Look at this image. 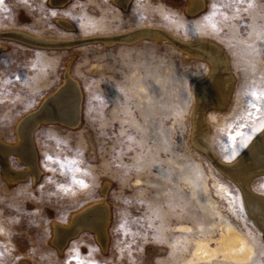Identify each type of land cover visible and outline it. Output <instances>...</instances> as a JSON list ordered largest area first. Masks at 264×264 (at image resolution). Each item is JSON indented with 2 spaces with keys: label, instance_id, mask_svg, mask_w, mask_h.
I'll list each match as a JSON object with an SVG mask.
<instances>
[{
  "label": "rangeland",
  "instance_id": "rangeland-1",
  "mask_svg": "<svg viewBox=\"0 0 264 264\" xmlns=\"http://www.w3.org/2000/svg\"><path fill=\"white\" fill-rule=\"evenodd\" d=\"M189 2L0 0V136L15 141L17 119L62 83L64 72L82 92L78 125L45 122L33 131L36 181L9 185L0 168V264H181L193 239L217 234L216 218L200 207L206 198L252 252L245 261L219 256L197 264H264V232L246 213L239 187L190 139L193 84L207 76L208 62L166 38L108 44L98 37L153 26L222 48L234 83L225 106L208 108L204 117L209 146L227 159L229 132L244 123V148L257 136L255 121L264 127V0H204L197 12L187 11ZM8 29L79 40L32 45L9 38ZM11 164L24 168L13 155ZM249 185L263 194L264 172ZM103 199L111 213L107 247L83 228L59 251L53 222L67 223L74 211ZM182 224L189 229H174Z\"/></svg>",
  "mask_w": 264,
  "mask_h": 264
},
{
  "label": "bare ground",
  "instance_id": "bare-ground-1",
  "mask_svg": "<svg viewBox=\"0 0 264 264\" xmlns=\"http://www.w3.org/2000/svg\"><path fill=\"white\" fill-rule=\"evenodd\" d=\"M66 1L50 0L51 3L59 5L64 4ZM115 1L123 7H127L129 2V0ZM203 6L204 0H190L187 11L197 12ZM61 22L65 26L71 27L64 20ZM4 34L9 36V38H14L32 45L68 47L79 40L77 38L67 37L35 36L23 30L20 31L19 29L5 31ZM142 36L156 39L166 38L182 50L188 52L189 55L200 56L208 62L209 72L207 76L204 79L195 81L193 84L195 109L193 110L191 118L192 127L190 139L197 148L213 160L222 173L237 184L244 208L247 210L246 213L251 215L253 222L264 232V193H256L249 185L254 175L259 172H264V127L258 129L260 123H256L255 121L253 129H257V136L244 148V136L242 132L244 123L241 122L232 132H229L230 142L225 144L222 150L226 152L223 155L228 156L227 159H221L216 156L208 144L209 125L205 120L204 112L210 107L220 108L225 106L229 100L234 83V76L229 68L228 59L223 53L222 48L215 44V42H211V40L197 39L186 41L168 31L153 26H141L140 28L126 30L120 33L116 32L115 34L105 33L98 37L103 38L109 44L110 41L117 39L129 42ZM2 46L0 45V47ZM62 80V83L60 82L53 91L46 93L41 98L35 108L27 111L17 119L14 127L16 134L15 141H6L0 136V168L3 179L9 185L19 180H25L29 176L32 177L33 181H36L40 176L41 170L37 164V153L32 140V125L35 122H38L40 119H48V117L53 118L55 121L65 123L69 127L76 126L81 122L82 92L80 84L77 79L69 74V70L64 72V78ZM61 89L63 93L56 95ZM52 97L55 98L42 109V112L39 111L38 114L30 116V114L38 112V106H42L44 102L50 100ZM249 102L253 104L252 101ZM11 155L15 156L19 162L24 164L23 169L15 170L12 167ZM197 174L201 175L199 170ZM196 176L193 173L190 179L192 181L194 179L196 180ZM195 183L197 184V182ZM205 190H207V183H205ZM227 195L232 199L234 198L231 192H227ZM200 207L206 215L216 218L215 225L217 227V234L210 235L207 238L193 239L190 256L181 264H197L203 261H210L213 257L218 258L219 256L233 261L247 260L252 252V245L242 232L229 219L223 216L211 198H206L204 202L200 203ZM110 215L109 205L104 199L94 201L93 203L90 202V204L70 214V220L67 223L61 224L56 221L53 222V237L51 241L59 251H62L71 237L79 233L81 229L88 228L95 232L97 240L102 245V248L105 249L108 242L107 226L110 221ZM174 229L184 232L189 229V226L182 224L174 227ZM27 263V260H21L18 264Z\"/></svg>",
  "mask_w": 264,
  "mask_h": 264
},
{
  "label": "water",
  "instance_id": "water-1",
  "mask_svg": "<svg viewBox=\"0 0 264 264\" xmlns=\"http://www.w3.org/2000/svg\"><path fill=\"white\" fill-rule=\"evenodd\" d=\"M61 91H63L62 89L61 90H59V92H57V94L56 95H60V94H62L63 92H61ZM55 97H52L50 100H47L46 102H44V104H42V106H38V112H34V113H32V114H30V116H33V115H36V114H38L39 113V111H41L42 112V109L44 108V107H46L49 103H50V101H52L53 99H54ZM30 116H27V117H30ZM55 120L53 119V118H49L48 117V119H40L38 122H35L33 125H32V133H33V131L35 130V128H37L41 123H45V122H54ZM87 211H89V210H87ZM80 228V227H79ZM77 230V229H76Z\"/></svg>",
  "mask_w": 264,
  "mask_h": 264
},
{
  "label": "snow or ice",
  "instance_id": "snow-or-ice-1",
  "mask_svg": "<svg viewBox=\"0 0 264 264\" xmlns=\"http://www.w3.org/2000/svg\"><path fill=\"white\" fill-rule=\"evenodd\" d=\"M261 95H264V93H262Z\"/></svg>",
  "mask_w": 264,
  "mask_h": 264
}]
</instances>
